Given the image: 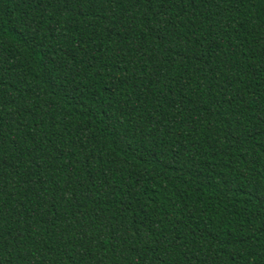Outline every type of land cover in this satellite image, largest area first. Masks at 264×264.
I'll use <instances>...</instances> for the list:
<instances>
[{
	"label": "trees",
	"instance_id": "trees-1",
	"mask_svg": "<svg viewBox=\"0 0 264 264\" xmlns=\"http://www.w3.org/2000/svg\"><path fill=\"white\" fill-rule=\"evenodd\" d=\"M0 264H264V0H0Z\"/></svg>",
	"mask_w": 264,
	"mask_h": 264
}]
</instances>
